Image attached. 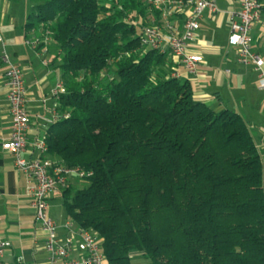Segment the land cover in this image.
Returning <instances> with one entry per match:
<instances>
[{"label": "trees", "instance_id": "1", "mask_svg": "<svg viewBox=\"0 0 264 264\" xmlns=\"http://www.w3.org/2000/svg\"><path fill=\"white\" fill-rule=\"evenodd\" d=\"M66 92L48 156L92 176L63 192L108 264H264V170L249 124L196 99L140 41L153 0H33ZM264 2V0H261Z\"/></svg>", "mask_w": 264, "mask_h": 264}, {"label": "crops", "instance_id": "2", "mask_svg": "<svg viewBox=\"0 0 264 264\" xmlns=\"http://www.w3.org/2000/svg\"><path fill=\"white\" fill-rule=\"evenodd\" d=\"M38 3L33 0H0V235L11 244L2 264H46L49 253L46 237L35 211L25 197L26 178L15 168V158L4 151L2 144L11 134L8 92L5 86L4 51L23 71L27 88V109L30 116L27 158H38L40 152L31 145L44 140L48 128L56 121L58 101L52 92L62 80V71L55 63L58 51L52 42H45L41 28L27 30V20ZM218 13L206 12L200 20L189 52L204 58L199 71L188 79L197 100L210 103L216 111L233 110L249 124L261 154L264 170V91L258 87L257 73L237 63V50L229 44L230 17L241 10L239 0H217ZM191 8L175 12L168 20L152 14L147 23L162 28L170 21L182 26ZM253 49L264 58V17L252 29ZM29 42V44H28ZM169 51V50H167ZM178 72L184 74L183 68ZM80 181L71 179L68 186ZM50 215L59 225V234L67 235L65 225L73 221L64 206L63 193L50 200ZM74 222V221H73ZM83 252L77 245L72 258Z\"/></svg>", "mask_w": 264, "mask_h": 264}, {"label": "built area", "instance_id": "3", "mask_svg": "<svg viewBox=\"0 0 264 264\" xmlns=\"http://www.w3.org/2000/svg\"><path fill=\"white\" fill-rule=\"evenodd\" d=\"M241 10L230 17L229 44L237 50V63L251 67L257 73L258 87L264 91V58L253 49V27L264 17V2L261 0H239ZM154 7L160 8L162 15L168 20L175 12L186 14L181 27L167 21L165 27L157 25L145 26L140 35L141 44L148 49L169 50L176 62L183 68L184 74L176 72L177 78L194 77L199 71L204 58L189 52V45L195 40L200 28V20L206 12L218 13L217 0H153ZM45 42L49 37L44 38ZM0 43H3L0 37ZM4 44V43H3ZM29 44V42H28ZM2 62L5 65V86L8 92V109L11 117V134L4 141L2 148L14 158L15 168L26 178L25 197L35 211V218L40 223L46 237V250L49 253L46 264H108L103 252L102 240L93 232L80 228L69 221L65 228L67 235L61 237L59 225L50 215V200L63 193L71 179L77 181L92 176L78 167L71 168L48 156L45 140H37L31 147L40 152L38 158H27L30 116L27 109V88L22 69L14 63L4 51ZM66 92L62 82L57 83L53 96L59 100ZM59 116L57 115L56 118ZM77 245L83 252L80 259L72 258ZM11 244L0 235V264L10 249Z\"/></svg>", "mask_w": 264, "mask_h": 264}, {"label": "rangeland", "instance_id": "4", "mask_svg": "<svg viewBox=\"0 0 264 264\" xmlns=\"http://www.w3.org/2000/svg\"><path fill=\"white\" fill-rule=\"evenodd\" d=\"M208 104L212 105L210 103H208ZM131 259H132V264H144V260L141 256V254L138 252H132L131 253Z\"/></svg>", "mask_w": 264, "mask_h": 264}]
</instances>
